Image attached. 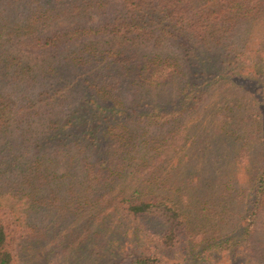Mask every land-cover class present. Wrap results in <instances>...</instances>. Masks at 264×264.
I'll list each match as a JSON object with an SVG mask.
<instances>
[{"label":"trees","instance_id":"obj_1","mask_svg":"<svg viewBox=\"0 0 264 264\" xmlns=\"http://www.w3.org/2000/svg\"><path fill=\"white\" fill-rule=\"evenodd\" d=\"M76 41L37 66L11 53ZM234 82L251 87L247 103L222 90ZM169 84L183 99L208 92L209 121L165 136L189 106L167 102ZM263 108L264 0H0V264H39L61 246L69 263L99 240L124 264H164L163 246L182 253L175 264H212L230 238L264 264ZM59 110L66 119L48 118ZM209 177L216 186L190 196ZM244 196L241 226L231 213Z\"/></svg>","mask_w":264,"mask_h":264},{"label":"rangeland","instance_id":"obj_2","mask_svg":"<svg viewBox=\"0 0 264 264\" xmlns=\"http://www.w3.org/2000/svg\"><path fill=\"white\" fill-rule=\"evenodd\" d=\"M112 1L118 2L119 0H112ZM99 20H100L99 16L95 14L92 15L90 18H87V16H84V15H79V16L77 15V16L68 17V18H61L46 27H41L39 30V33L44 32L48 28H57L61 26L73 25L76 23H95V22H98ZM80 42L81 41H76V43L68 44L62 48H59L53 51H46V52L39 51V50H30V49L21 48V47L20 48L14 47V49H11V53L15 54L19 58V60L22 61L23 63L28 64V65L37 66L41 64H46L47 62H50V61L56 60L59 57H62L66 52L70 51L72 48H74V46L78 45ZM209 77H211L209 74L203 75L201 78L193 80V82L197 81V83H199V81L202 80L200 83L203 82L205 84L206 81H208ZM225 86L221 87L222 90H224L225 92L227 90V93L231 94L234 90L236 91L235 95L240 97L241 100H243L244 102L247 103V101L250 100L248 97V93L245 92L246 89L247 91H249L248 89L251 88L250 86H248L247 88L246 86L239 84V83H235V82L230 83L226 87ZM241 86L243 87V89ZM175 88H176V85L172 86L171 84H169L167 88V92H166L167 93L166 97H168L167 102H169L170 104L178 105L177 102L186 100L185 102L189 104V106L186 112H184L183 115L177 119L175 123L176 125H168L167 128H165L163 132H164V135L167 137H176L177 136L176 132L177 133L179 132L177 126H180L182 123L183 125L184 123L185 124L188 123L189 125L196 124L197 127H200L204 121H207V119L209 121V119L211 118L209 115L208 116L204 115L207 109V104L205 103V100L207 98L208 92L204 94L202 98H198V99L193 98L192 96L193 94H192L188 98L183 99L182 97H179L178 94H176ZM210 89L211 91L212 90L216 91L218 87L213 85V87ZM251 106L252 105L250 103L247 105V107H245L247 118L250 117V114L252 113V109H254L253 107L251 109L250 108ZM263 111H264V108H263ZM52 114L48 115V118L56 117L57 119L58 118L61 119L63 117L62 115H64V112L59 110L56 116ZM62 119H66V116L65 118H62ZM195 131L196 130H194V132ZM261 134L264 135L263 131L261 132ZM191 135H192V131H190V136ZM189 143H190V139H187L186 144L188 145ZM218 145H226V144L222 142V143H219ZM262 155L263 156L260 157L261 160L264 157L263 151H262ZM56 166L59 168V170L66 171L68 169L65 159L61 157L57 158ZM241 174H242V170L238 176L239 182L242 185H246V183L243 181V178H242L244 176H242ZM188 175H190V173ZM213 186H216V185L212 181V177H209V179H207V182L206 183L204 182L202 190H201L200 184L196 182L193 183V187H190L187 190L189 191L190 196L192 195L193 197L199 194L198 189H200V192H202L204 188L206 187L212 188ZM246 196H244L243 199L240 201L241 204L239 202V204L235 205V213L234 212L231 213V215L234 216V218H236V221L237 220L241 221V226L247 225V223H249L251 219V213L249 211L250 206L246 202V199H247ZM262 216H263V213H262ZM235 235H237V233L233 234V236ZM237 240H240V239L237 238ZM237 240L230 238L229 242L226 241V243L223 242V243L216 245L215 248L213 247L210 253L207 254V257L210 263L212 264H252V261L247 256H244V254H242L240 250H238V246H235L234 244H232V242L237 243ZM257 242L259 241H256L255 243ZM118 243H121V242L118 241ZM104 247L105 245H103L102 240H99V242L97 241V243L93 242L92 245L88 246L87 253L85 254L83 253L80 256L76 255V257L71 258L70 262L68 263L63 260L64 252H63V247L61 246L57 249V254H53V257L48 258V256L46 257L42 254L40 257L39 264H66V263L67 264H89V262H85L87 259L83 257L85 255H87V257L90 255L91 259L94 258V261L92 264H103V262L104 264H124L125 259L123 257V254L121 253L118 254L117 252L114 251L112 256L111 255L105 256V252L103 249ZM240 247H243V241L241 240H240ZM160 252L164 258V264H175V263H178L183 258L182 253L179 252V249L176 246L175 247L174 246L173 247L163 246L160 248ZM102 256H104V258H102ZM108 258L110 259V261H108L109 260Z\"/></svg>","mask_w":264,"mask_h":264}]
</instances>
